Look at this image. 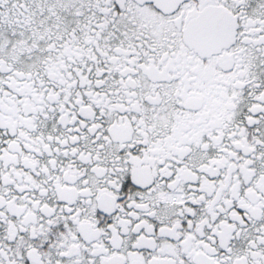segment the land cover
Instances as JSON below:
<instances>
[{
    "label": "snow or ice",
    "instance_id": "6c2138e0",
    "mask_svg": "<svg viewBox=\"0 0 264 264\" xmlns=\"http://www.w3.org/2000/svg\"><path fill=\"white\" fill-rule=\"evenodd\" d=\"M0 264H264V0H0Z\"/></svg>",
    "mask_w": 264,
    "mask_h": 264
}]
</instances>
